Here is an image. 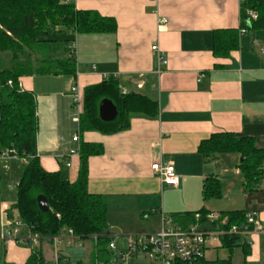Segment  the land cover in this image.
Instances as JSON below:
<instances>
[{"label": "crops", "instance_id": "0c3cea01", "mask_svg": "<svg viewBox=\"0 0 264 264\" xmlns=\"http://www.w3.org/2000/svg\"><path fill=\"white\" fill-rule=\"evenodd\" d=\"M73 4L77 10L114 20L117 30L53 37L58 42L55 57L63 58L65 48L75 46V76L19 79L20 89L35 99L36 153L42 167L74 183L81 146H102L103 154L89 159L88 190L103 197L109 231H125L115 232L118 235L158 233L163 217L201 210L220 215L246 211L264 225V204H248L243 192L241 156L224 154L208 161L199 152L202 142L217 133L252 138L258 149H264V31L241 29V0H73ZM163 19L167 24L160 25ZM224 30L240 31L239 49L225 57L215 54L214 38ZM155 45L167 66L152 52ZM9 56L0 55L6 67L12 64ZM111 78L117 79L123 94L144 95L156 102L158 115L133 116L130 128L114 135L81 133L82 109L74 105L72 88H77L82 101L87 87ZM75 136L78 142L73 141ZM19 159L0 162V235L9 231V221L19 219L14 208L17 193L11 192L26 165L20 159L24 169L18 171L14 162ZM156 162L175 167L178 188L164 185L153 173ZM211 177L220 181L222 197L205 201L204 184ZM234 186L242 188L237 201ZM28 233L22 229L19 234L22 238ZM120 237L123 244L126 237ZM247 240L248 255L240 249L246 262L264 264V236ZM219 248L222 241H213L207 253ZM34 249H41L49 263L68 262L71 257L64 242L9 241L0 250V264H26Z\"/></svg>", "mask_w": 264, "mask_h": 264}, {"label": "trees", "instance_id": "16d2710c", "mask_svg": "<svg viewBox=\"0 0 264 264\" xmlns=\"http://www.w3.org/2000/svg\"><path fill=\"white\" fill-rule=\"evenodd\" d=\"M250 13L257 17L251 19ZM241 29L264 31V0H241ZM117 24L95 11H80L73 3L62 4L61 0H0V55L11 56V66L4 67L0 61V151L13 150L26 162L23 176L16 185L17 199L14 208L25 229L43 239L59 236L64 230H71L81 239L83 245L97 244L91 253L90 264L96 260L108 262L109 233L108 208L101 195L88 190L89 159L100 156L104 150L95 144H83L80 149L78 179L71 183L60 172L46 171L36 153V103L34 96L18 86L19 79L34 75L75 76V56L65 48L66 56L53 55L55 44L51 38L74 33H114ZM239 30H224L215 33V54L228 56L239 49ZM11 82L13 85L9 86ZM110 100L118 110L113 123H104L99 118V105ZM82 113L79 120L81 133L97 132L114 135L128 130L133 116L154 118L158 115V104L139 94H123L117 79L111 78L85 89L81 101ZM199 152L208 161H214L224 154L241 156L239 171L243 178V192L248 204H264V149H258L252 138H239L234 134L217 133L202 142ZM46 198L50 211L43 213L38 207V197ZM204 200L222 197L220 181L209 178L203 189ZM202 221L209 212L175 214L171 217L183 228L196 225V215ZM246 211L221 213L226 221L225 228H242L247 225ZM217 227L213 224L212 229ZM248 240L230 236L222 240V247L231 251L242 249L248 255ZM71 256L58 264H86L84 248L70 247ZM7 264V263H2ZM26 264H55L46 261L41 249H34ZM203 264H233L232 257Z\"/></svg>", "mask_w": 264, "mask_h": 264}, {"label": "built area", "instance_id": "2783aa9c", "mask_svg": "<svg viewBox=\"0 0 264 264\" xmlns=\"http://www.w3.org/2000/svg\"><path fill=\"white\" fill-rule=\"evenodd\" d=\"M63 4L73 3V0H61ZM251 19L255 20L256 15L250 13ZM167 24V20L160 21V25ZM152 52L157 55L158 61L163 66L168 65V61L162 58V52L158 46L152 47ZM75 56V46L70 49V56ZM95 72L97 68L92 66ZM160 72V71H159ZM9 86L13 84L8 83ZM20 87V84L18 83ZM75 107L80 110L81 100L77 88H72ZM78 122V120H77ZM74 142L79 141L75 136ZM76 154L75 152L71 153ZM19 158L13 150L0 151V162L6 159ZM69 166V165H68ZM152 171L157 175L162 183L170 188L180 186V178L173 165H163L156 162L152 165ZM247 225L239 228L233 227L230 230L224 229L226 221H223L220 214H208L206 222H201L200 214L196 215L197 223L189 228H183L175 223L172 217H163L162 228L158 233L149 235L127 236L123 244L119 243L122 237L105 235L109 240L108 251L111 252L109 261L96 260L95 264H203L206 260L208 247L213 241H222L230 236H238L249 239L252 236H264V225L254 213H248ZM213 224L217 227L212 229ZM9 231L5 235H0V250L6 242L26 243L37 245L42 241L51 240L55 243L66 244V247L84 248L81 239L71 230H64L59 236L43 239L38 235L28 233L25 237H17L22 229H25L24 223L20 219L9 221L7 224ZM94 241L95 249L98 237L91 238ZM59 260L55 262L58 264Z\"/></svg>", "mask_w": 264, "mask_h": 264}, {"label": "rangeland", "instance_id": "374dc122", "mask_svg": "<svg viewBox=\"0 0 264 264\" xmlns=\"http://www.w3.org/2000/svg\"><path fill=\"white\" fill-rule=\"evenodd\" d=\"M63 4V3H62ZM10 57V56H9ZM4 67H6V65H4ZM78 110V109H77ZM78 111H76V110H74V113L75 114H77V117H78V113H77ZM226 158H231L230 157V155H227L226 156ZM24 161V160H23ZM22 160H16V162H14V164L17 166V169H18V171H21V173H22V171H23V169H24V162H23ZM224 162V161H223ZM21 176V174L19 175V176H17V178H16V180H14V182H17L18 181V179H20V178H18V177H20ZM229 176H231V175H228V177ZM233 190H235L236 192H237V190L239 191V193L237 194V198L235 199V201H237V200H240V198H241V193L240 192H242V188H241V186H239L238 187V189H236V186H234L233 187ZM11 192L14 194V195H16V193H17V190L15 189V188H13L12 190H11ZM112 231H114V233L112 234L110 231V234L112 235V236H124V237H127V236H136V235H130V234H122V235H118V234H116V233H121V232H125L123 229H115V230H112ZM116 232V233H115ZM157 233V232H156ZM143 235H147V234H143ZM17 237H21V234H19ZM217 246H218V244H216ZM63 246L65 247V245L63 244ZM91 251H92V244L90 243V242H87L86 243V247H85V250H84V253H85V255H84V260H85V262H86V264H90V262H91V257H90V253H91ZM229 257H232L233 258V263L234 264H248L247 262H246V260L244 259V256H243V253H242V250H240V249H236V250H234L232 253H231V251L230 250H228V249H225V248H219V249H217V250H214V249H211L207 254H206V260L208 261V262H213V261H217V260H226V259H228Z\"/></svg>", "mask_w": 264, "mask_h": 264}, {"label": "water", "instance_id": "95a60500", "mask_svg": "<svg viewBox=\"0 0 264 264\" xmlns=\"http://www.w3.org/2000/svg\"><path fill=\"white\" fill-rule=\"evenodd\" d=\"M118 110L110 100H103L99 105V118L104 123H113L118 118ZM38 207L41 212L48 213L50 211L46 198L38 197Z\"/></svg>", "mask_w": 264, "mask_h": 264}]
</instances>
